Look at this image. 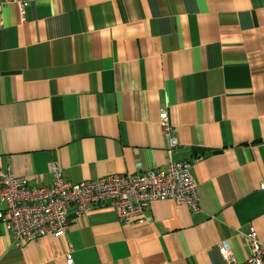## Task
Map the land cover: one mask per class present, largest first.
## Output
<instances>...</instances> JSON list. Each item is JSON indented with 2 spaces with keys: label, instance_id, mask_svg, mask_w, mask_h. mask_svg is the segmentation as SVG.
<instances>
[{
  "label": "crops",
  "instance_id": "obj_1",
  "mask_svg": "<svg viewBox=\"0 0 264 264\" xmlns=\"http://www.w3.org/2000/svg\"><path fill=\"white\" fill-rule=\"evenodd\" d=\"M22 2L0 0V168L32 186L54 162L73 183L153 170L166 110L200 208L70 209L64 235L0 234V264H246L251 228L264 241V0Z\"/></svg>",
  "mask_w": 264,
  "mask_h": 264
},
{
  "label": "built area",
  "instance_id": "obj_2",
  "mask_svg": "<svg viewBox=\"0 0 264 264\" xmlns=\"http://www.w3.org/2000/svg\"><path fill=\"white\" fill-rule=\"evenodd\" d=\"M21 1L22 12L28 2ZM169 114L161 110L159 123L168 140L170 160L163 166L148 171L113 174L101 178L67 181L59 162L52 165L53 181L50 185L32 186L28 177L17 176L11 168H0V234H7L19 244H26L45 236H60L70 229L68 211L76 216L88 214L95 207L113 209L124 224L145 223L152 201L173 199L185 203L193 211L200 208L198 184L193 163L173 158L178 140L171 135ZM140 167V166H139ZM264 189V185H261ZM248 239L251 245L246 264H264V241L255 228ZM221 252L230 262L233 256L225 247ZM68 264H73L72 252L67 254Z\"/></svg>",
  "mask_w": 264,
  "mask_h": 264
}]
</instances>
